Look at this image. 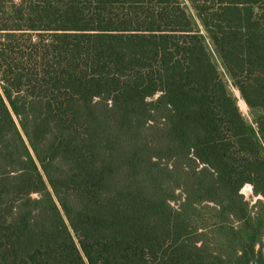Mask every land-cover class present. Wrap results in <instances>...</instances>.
<instances>
[{
    "label": "trees",
    "instance_id": "trees-1",
    "mask_svg": "<svg viewBox=\"0 0 264 264\" xmlns=\"http://www.w3.org/2000/svg\"><path fill=\"white\" fill-rule=\"evenodd\" d=\"M186 1L0 10V264H264V0Z\"/></svg>",
    "mask_w": 264,
    "mask_h": 264
},
{
    "label": "rangeland",
    "instance_id": "rangeland-1",
    "mask_svg": "<svg viewBox=\"0 0 264 264\" xmlns=\"http://www.w3.org/2000/svg\"><path fill=\"white\" fill-rule=\"evenodd\" d=\"M20 2H21V0H0V10H1V12H5V14H6V13L10 12L11 3L14 4V5H18L19 6ZM182 2L187 7V10L191 14V16L193 17L194 21L197 22L196 18L193 15L194 13L192 12V10L190 8L189 3L186 0H182ZM5 17H6V15H5ZM34 36L35 35H32V37H34ZM215 62L217 63L218 70H219V72H220V74L222 76V79L227 84L228 91L235 98V100L237 102V106H238L240 112L242 113L243 117L250 124L253 125V120L250 117V114L248 112V108L246 107L244 102L241 100L238 91L232 86V83L230 82V80L226 76V73L224 72V70L222 69V67L219 64V61L216 58H215ZM241 194L245 197L246 200L250 201L251 204H254L256 199H257L256 197L253 196L251 186H249V185H246V186H244L242 188ZM171 205L173 207H176V203H174V202H172Z\"/></svg>",
    "mask_w": 264,
    "mask_h": 264
}]
</instances>
